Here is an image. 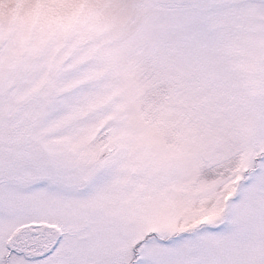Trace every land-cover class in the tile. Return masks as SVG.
Here are the masks:
<instances>
[{"label": "snow or ice", "instance_id": "obj_1", "mask_svg": "<svg viewBox=\"0 0 264 264\" xmlns=\"http://www.w3.org/2000/svg\"><path fill=\"white\" fill-rule=\"evenodd\" d=\"M0 264H264V0H0Z\"/></svg>", "mask_w": 264, "mask_h": 264}]
</instances>
